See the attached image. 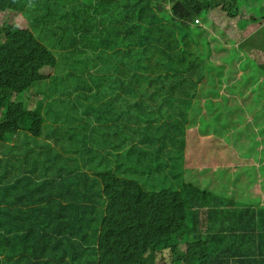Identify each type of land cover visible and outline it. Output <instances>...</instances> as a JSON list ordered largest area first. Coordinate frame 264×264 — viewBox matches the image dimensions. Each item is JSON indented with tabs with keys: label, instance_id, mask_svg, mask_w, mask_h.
Returning <instances> with one entry per match:
<instances>
[{
	"label": "trees",
	"instance_id": "1",
	"mask_svg": "<svg viewBox=\"0 0 264 264\" xmlns=\"http://www.w3.org/2000/svg\"><path fill=\"white\" fill-rule=\"evenodd\" d=\"M195 2L203 16L193 18L188 0L163 7L164 0H0V13L17 15L29 28L10 23L0 27V141L10 139V168L0 162V188L5 189L0 191V235L5 237L0 238V264H52L60 254L66 259L53 264H157L158 255L171 256L176 264H264V211L209 203L189 212V200L201 203L209 196L192 188H187L188 197L183 191L147 192L108 166L85 180L87 166L73 163L63 145L56 155L64 170L48 174L49 141L41 129L52 114L43 110V93L31 87L56 79L58 60L72 59L76 74L73 58L79 45L91 51L87 72L107 73L108 116L116 120L126 107L138 111V101L159 97L194 102L190 106L200 118L197 125L214 124L217 118L201 116L200 107V96L220 94L204 97L208 87L223 83L221 78L215 81L214 74L230 77L222 91L233 110L239 107L232 98L240 92L233 82L237 63L249 76L247 84L264 78V53L254 67L243 63L235 48L215 52L211 46L223 42L220 35L206 31L208 24L213 26L211 16L216 26L229 31L226 39L240 44L241 32L224 26L240 21L236 1ZM260 19L264 22V16ZM200 20L207 21L206 30ZM228 56V66H215L214 60ZM44 67L52 74H41ZM28 187L30 193L23 191ZM96 187L104 200L103 213ZM30 224H46L48 240L6 243L15 242L11 234L23 235L26 227L35 231ZM184 229L193 235V245L187 246L189 263L170 252H179L180 244L171 236ZM97 242L98 252L85 245Z\"/></svg>",
	"mask_w": 264,
	"mask_h": 264
},
{
	"label": "rangeland",
	"instance_id": "2",
	"mask_svg": "<svg viewBox=\"0 0 264 264\" xmlns=\"http://www.w3.org/2000/svg\"><path fill=\"white\" fill-rule=\"evenodd\" d=\"M179 1L181 0H164L165 5L160 7ZM235 1V9L242 11L240 21L233 20L224 26L241 32L240 44L234 45L235 42L226 39L229 31L221 30V25L216 26L213 16L210 17L213 26H206L207 21L202 20L199 26L204 29L206 26V31L220 35L223 42L211 45L215 52H229L230 46L241 55L243 63L247 62L255 67L260 61L259 55L264 53V22L260 19L264 16V0ZM188 4L193 18L203 16L202 8L195 0H188ZM248 12L255 15L252 17ZM9 23L29 29L26 22L17 15L0 13V27ZM42 43L48 48L46 42ZM82 49L80 45L75 49L77 53L73 59L78 67L76 74L71 71L72 59L68 62L58 60L57 78L38 81L31 87L36 93H43V110L48 109L52 114L46 128L41 129L42 135L49 141V176H56L55 172L63 169L64 162L56 155L63 145L73 163L87 166L85 180L91 174L105 171L108 166V171L115 172L119 169L123 178L136 181L147 192H175L192 186L211 195L210 206L235 203L239 195L243 204L248 205L249 187L239 189L237 178L243 174L254 181L255 169L245 166L234 172L229 164L233 163L234 150L242 159L264 161V78L250 84H247L249 76L237 81L235 87L240 89L236 95L239 107L233 110L234 123L226 128L221 123L210 128L201 126L199 134L196 125L200 118L196 116L195 108H191L190 104L194 103L191 101L146 97L136 103L138 111L126 107L121 114L115 116L119 120L109 117L107 73H88L91 51L89 48L85 51ZM230 60V56L222 57L214 60V63L215 66L219 63L228 66ZM253 71L258 72L259 69L254 68ZM40 73L49 75L52 70L44 67ZM220 78L223 83L208 87L204 97L223 93L222 89L228 84L230 77L225 73L221 77L214 74L215 81ZM253 88H257V91L253 92ZM223 118L222 115L220 120ZM191 127L192 131L189 130ZM219 132H226L224 144L217 141ZM203 136L211 138L203 139ZM9 141L8 138L4 143L0 141V162L8 169ZM215 163L218 164L217 167L213 166ZM0 191L5 193L4 188H0ZM104 208L99 209L101 213ZM192 210L189 206L188 211ZM183 232L174 234L171 238L174 244H180L176 258L183 257L189 263L191 254L187 246L193 245V235H189L186 229ZM156 263L174 264L171 256L161 255H158Z\"/></svg>",
	"mask_w": 264,
	"mask_h": 264
},
{
	"label": "crops",
	"instance_id": "3",
	"mask_svg": "<svg viewBox=\"0 0 264 264\" xmlns=\"http://www.w3.org/2000/svg\"><path fill=\"white\" fill-rule=\"evenodd\" d=\"M229 48H231L230 46H228ZM236 74L235 76L237 77L236 79H234L233 82L239 81L243 76H244V71L241 69V66L239 65V63H237V67H236ZM232 98L235 100L237 98L236 95L232 94ZM231 99L226 97L223 93H220L218 95L217 98H202L200 96V107L202 108V115L201 116H206V117H216L217 120L215 121L214 124H202L201 122L196 125V128L198 130V133L200 134V130H201V126L205 127V128H210V127H215L217 125H219L220 123L222 124L223 128L226 127H230L233 123H234V119L232 118V112H233V108L230 105ZM224 116V118L222 119V121L220 120L221 116ZM190 131L193 130V128L191 127L189 129ZM226 135V132H219L217 134V141L220 144H224L225 140L224 137ZM204 138H211V136H203ZM189 156V155H188ZM230 166L233 167V171L236 172L238 168L241 167H245L248 166L252 169H255V174H256V178L254 181H250L248 176L245 175H240L237 178V185L239 189H243V188H248V194H249V202L248 205L245 206L243 203L244 201H242L241 196L239 195L238 198L236 199L235 203L236 206L243 208L246 207L248 209H254L256 211H264V170L262 169L264 167V161L263 159H259V160H255L253 158L251 159H242L240 157L237 156L236 151L234 150V158H233V163L229 164ZM214 167H217L218 164L215 163L213 164ZM29 180H32V177H29ZM187 188H192L195 190H198L201 194H207L209 196V198L206 201H202L201 203H196V202H191L189 200V205L193 208V210L198 209V208H202L204 205H207L209 203L212 202V198L211 195L208 193H203L201 192L199 189L192 187V186H186L182 191L185 193L186 197H188L189 194V190L187 191ZM23 191H25L26 193H30L29 190H25L23 189ZM168 191V190H165ZM164 192V191H162ZM94 195L96 197L97 200V204L99 205V209L101 207H103V202L104 200L101 198V194H99L98 189L94 190ZM209 208H205L202 209L200 212L204 213L207 212ZM100 211V210H99ZM22 225V224H21ZM29 225V224H26ZM30 229H34L35 231H31L28 232L27 231V227L25 228L26 233L23 235H16V234H11L10 239H15V242H13V240L6 239V243L8 245H13L15 243H26L29 244L30 242H32L33 239L36 238H43L45 237L48 240V234L43 232V230H47V225L46 224H30ZM44 228V229H43ZM61 235H64V233H61ZM60 234L58 235H54V237H59ZM0 238H5L3 235H0ZM80 243L81 242V239ZM85 244V243H83ZM73 245H76V243H73ZM94 248V251L98 252V248L100 243H92V244H85ZM38 246V245H36ZM34 247V246H32ZM41 250L45 249L42 246ZM51 251V250H48ZM171 253H178V251H170ZM62 255L64 254H60V255H56L53 259H52V264L58 262L59 260H65L66 257H62ZM90 259H92L93 261H95L97 259L96 256H91ZM175 258H172V261L174 264H176L174 262Z\"/></svg>",
	"mask_w": 264,
	"mask_h": 264
},
{
	"label": "bare ground",
	"instance_id": "4",
	"mask_svg": "<svg viewBox=\"0 0 264 264\" xmlns=\"http://www.w3.org/2000/svg\"><path fill=\"white\" fill-rule=\"evenodd\" d=\"M6 204H7V203H6ZM196 213H197V212H196ZM199 213H200V212H199ZM199 213H198V214H199Z\"/></svg>",
	"mask_w": 264,
	"mask_h": 264
},
{
	"label": "clouds",
	"instance_id": "5",
	"mask_svg": "<svg viewBox=\"0 0 264 264\" xmlns=\"http://www.w3.org/2000/svg\"><path fill=\"white\" fill-rule=\"evenodd\" d=\"M114 119V118H113Z\"/></svg>",
	"mask_w": 264,
	"mask_h": 264
}]
</instances>
